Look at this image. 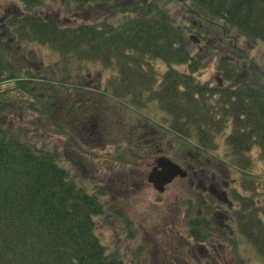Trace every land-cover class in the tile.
<instances>
[{"label":"trees","instance_id":"trees-1","mask_svg":"<svg viewBox=\"0 0 264 264\" xmlns=\"http://www.w3.org/2000/svg\"><path fill=\"white\" fill-rule=\"evenodd\" d=\"M43 1L19 0L17 12L0 16V85L10 82L0 86V264H127L117 250L108 251L96 232V217L108 211L121 214L115 203L102 201L104 191L92 193L79 183L60 164L59 151L29 141L15 110L38 109L48 119L52 114L54 125L74 139L63 122L74 116L84 125L96 111L101 115L97 129L102 128L109 142L125 143L131 155L122 158L135 164L136 153L156 146L149 142L142 147L145 135L166 129L139 114L152 101L165 114V131L180 138L184 150H176L171 158L187 169L186 177L222 181L221 167L232 164L243 175L240 186L254 190L245 195L234 189L231 197L221 198L227 207L222 217L230 218L218 223L217 196L209 190L200 201L192 189L183 211L186 234L211 248L210 243H234L229 232L234 220L264 256V195L254 196L259 182L264 186V172L250 171L254 147L264 162V67L258 58L264 47V0H174L173 8L169 0H70L99 4L111 10V16L118 14L116 20L105 16L71 22L36 11ZM188 32L197 38L194 46ZM30 42L57 54L51 65L43 64V74L19 64L17 52L29 49ZM207 51L217 53L220 81L215 84L196 75ZM156 59L165 64L163 71L155 66ZM59 63L60 75L53 68ZM71 63L79 68V76L95 69L91 64L100 66L98 88L76 80ZM65 76L71 78L69 85L62 80ZM95 98L100 110L93 108ZM110 100L133 115H120L111 124L115 116ZM56 104L60 108L54 113ZM223 133L231 164L215 153L217 136ZM236 252L234 263L244 264Z\"/></svg>","mask_w":264,"mask_h":264},{"label":"rangeland","instance_id":"rangeland-1","mask_svg":"<svg viewBox=\"0 0 264 264\" xmlns=\"http://www.w3.org/2000/svg\"><path fill=\"white\" fill-rule=\"evenodd\" d=\"M167 4L170 8L177 6V2L174 0H169ZM19 5V0H0V16L17 12ZM36 11H40L48 17L53 16L63 22H71L75 18L99 21L103 20L105 16L110 20H116L118 17V14L111 16L112 11L99 4H78L70 0H44ZM188 37H191L190 42L194 46L197 43V38L192 32H188ZM29 46L36 51L34 53L28 52L29 48L24 52L22 50L20 53L17 52L21 55L19 56L21 59L19 64L23 63L22 67L25 70L40 74L45 73L43 64L45 66L51 65V62L57 58V54L42 45L38 46L30 42ZM262 51L263 54L258 58L264 67V47ZM204 57L205 63L196 72V75L202 81L215 84L220 81L215 63L217 53L207 51ZM154 64L161 71L165 69V64L157 59ZM59 66L61 67L60 63L53 68L60 75ZM91 66L95 69H86L84 74L79 76V68L76 65L74 67L71 63L74 78L84 80L85 84L83 85L96 90L99 83L98 77L100 78L96 68H100V66L96 64H91ZM180 67L184 68L185 66L181 65ZM63 79L66 85L71 83L69 82L71 78L65 76ZM9 83L5 82L4 85L3 83L1 85H10ZM89 98L91 100V97ZM84 100L88 101L87 99ZM94 103L93 108L100 110L96 98ZM108 106L113 107L112 113L115 116L112 118L111 124L116 122L120 115H133L115 101L110 100ZM58 108L60 105L56 104L53 112L59 111ZM22 110L17 108L15 111L20 114L19 116L27 128L24 133L28 140L38 146L59 151L60 164L66 166L79 183L85 185L88 191L92 193L104 191L101 197L102 201L108 204L114 202L120 210V215L108 211L100 217H96V232L108 251L117 250L123 255L127 264H235L234 261L237 262L236 249L240 257H244V260L241 258L244 264H264V256H261L245 235L240 232L237 225L234 224V220H230L232 230H229L230 234L234 235V243L226 242L218 245L210 243L211 248L207 242L199 243L186 234L187 218L183 216V211L187 210L185 206L188 204L187 198L192 189L199 195L200 201L208 197V189H211V192L217 196L215 205L218 207L214 210L216 211L214 217L215 219L218 218V223H223V220L228 222L230 218L225 215L222 217L221 212L227 210L226 204L220 200L222 197L228 196V194L231 197V192L234 189H239L245 195L254 193V190H246L240 186L243 175L239 167L235 165L234 167L230 163L231 159L226 158L225 133L217 136L219 145L215 150L216 155L231 164L229 166L223 164L221 167L222 176L220 177H222V181L199 182L194 180L191 174L190 177L184 179L175 178L167 184L163 192H159L151 183L146 181L147 170H149L156 156L167 155L171 157L176 150L181 152L184 149L181 146L180 138L178 139L166 132L168 126L163 121L165 114L154 101L142 108L139 114L149 115L152 120L158 121V124H163L166 131L159 130L160 133L150 129L151 132L144 131L147 133L143 139L146 143H141L142 147L149 142H154L156 146L153 147L154 150L152 151L144 148L138 154L136 153L133 159L137 160L134 162L135 164L125 162V159L122 158L121 154H127V157L131 155L128 150H124L125 143L123 146H118L116 139L109 142L106 135H103L102 128L97 129L99 123L97 120L101 118V115L97 114L96 111L91 112L92 119L88 122L85 120L84 125L80 124L74 116L67 122H63L64 127L70 128L68 129L69 132L76 136L74 139L63 132L62 128L54 125L55 119L52 114L49 117L51 121H49L48 117L42 115L38 109L23 107ZM9 113L12 112L9 111ZM108 126L107 123L103 129L105 130V127ZM77 132H81V134L77 136ZM159 134L162 135V142H160ZM252 157L254 163L250 167L251 173L254 175L263 173L264 162L258 157L257 147L252 150ZM259 184L258 191L255 192L254 196L261 195L263 197L264 194H260V192H264V186L261 182ZM198 185L201 188H197ZM233 201V204L237 202L235 199ZM130 232L134 233L133 237H129Z\"/></svg>","mask_w":264,"mask_h":264},{"label":"water","instance_id":"water-1","mask_svg":"<svg viewBox=\"0 0 264 264\" xmlns=\"http://www.w3.org/2000/svg\"><path fill=\"white\" fill-rule=\"evenodd\" d=\"M186 170L167 155H158L154 158L149 170L146 172V180L159 192L165 190L166 184L174 177L185 176Z\"/></svg>","mask_w":264,"mask_h":264}]
</instances>
